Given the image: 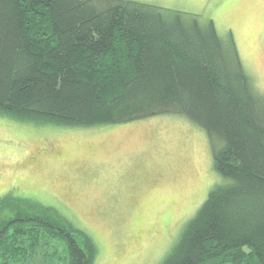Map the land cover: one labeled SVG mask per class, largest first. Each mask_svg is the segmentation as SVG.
<instances>
[{
    "label": "trees",
    "instance_id": "trees-1",
    "mask_svg": "<svg viewBox=\"0 0 264 264\" xmlns=\"http://www.w3.org/2000/svg\"><path fill=\"white\" fill-rule=\"evenodd\" d=\"M172 115L206 133L225 181L160 264H264V95L233 33L137 0H0L1 118L93 128ZM16 203L0 204L12 212L0 264H36L41 250L45 264H95L90 235Z\"/></svg>",
    "mask_w": 264,
    "mask_h": 264
},
{
    "label": "rangeland",
    "instance_id": "rangeland-1",
    "mask_svg": "<svg viewBox=\"0 0 264 264\" xmlns=\"http://www.w3.org/2000/svg\"><path fill=\"white\" fill-rule=\"evenodd\" d=\"M137 1L212 19L221 36L231 31L264 95V0ZM224 181L206 133L181 116L93 128L0 117V204L27 201L56 212L94 239L95 264H160ZM44 252L36 264H45Z\"/></svg>",
    "mask_w": 264,
    "mask_h": 264
}]
</instances>
